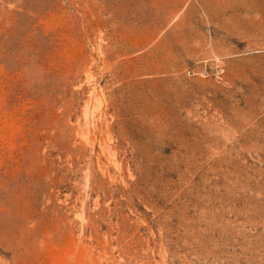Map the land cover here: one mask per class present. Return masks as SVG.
Instances as JSON below:
<instances>
[{"label": "rangeland", "instance_id": "obj_1", "mask_svg": "<svg viewBox=\"0 0 264 264\" xmlns=\"http://www.w3.org/2000/svg\"><path fill=\"white\" fill-rule=\"evenodd\" d=\"M0 264H264V0H0Z\"/></svg>", "mask_w": 264, "mask_h": 264}]
</instances>
